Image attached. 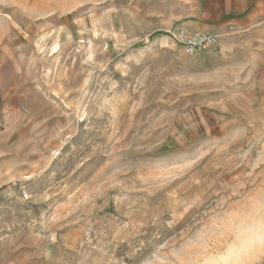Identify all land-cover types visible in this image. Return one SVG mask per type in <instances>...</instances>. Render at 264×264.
Instances as JSON below:
<instances>
[{
    "label": "rangeland",
    "instance_id": "rangeland-1",
    "mask_svg": "<svg viewBox=\"0 0 264 264\" xmlns=\"http://www.w3.org/2000/svg\"><path fill=\"white\" fill-rule=\"evenodd\" d=\"M225 2L0 0V264H212L264 218V25L173 38Z\"/></svg>",
    "mask_w": 264,
    "mask_h": 264
},
{
    "label": "crops",
    "instance_id": "crops-1",
    "mask_svg": "<svg viewBox=\"0 0 264 264\" xmlns=\"http://www.w3.org/2000/svg\"><path fill=\"white\" fill-rule=\"evenodd\" d=\"M224 1L226 2L222 9L216 5L215 14L218 16L216 15L217 17L214 21H217V23L206 28V30L212 32L211 34L219 37V42L220 38L236 39L238 33L264 25V0ZM208 8H206L207 14L205 13V16L211 15ZM212 9H214V6ZM193 28L196 29L198 27L193 26Z\"/></svg>",
    "mask_w": 264,
    "mask_h": 264
},
{
    "label": "clouds",
    "instance_id": "clouds-1",
    "mask_svg": "<svg viewBox=\"0 0 264 264\" xmlns=\"http://www.w3.org/2000/svg\"><path fill=\"white\" fill-rule=\"evenodd\" d=\"M254 251H264V218L236 224L232 241L212 264H250Z\"/></svg>",
    "mask_w": 264,
    "mask_h": 264
},
{
    "label": "built area",
    "instance_id": "built-area-1",
    "mask_svg": "<svg viewBox=\"0 0 264 264\" xmlns=\"http://www.w3.org/2000/svg\"><path fill=\"white\" fill-rule=\"evenodd\" d=\"M174 40L183 47L187 56H193L198 52L208 50L219 42V37L208 32H189L177 29L173 32Z\"/></svg>",
    "mask_w": 264,
    "mask_h": 264
}]
</instances>
